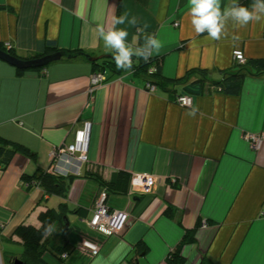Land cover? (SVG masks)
Returning <instances> with one entry per match:
<instances>
[{
    "label": "crops",
    "instance_id": "obj_1",
    "mask_svg": "<svg viewBox=\"0 0 264 264\" xmlns=\"http://www.w3.org/2000/svg\"><path fill=\"white\" fill-rule=\"evenodd\" d=\"M232 2L221 0V10ZM0 6V43L21 57L46 39L68 54L113 55L97 25L107 31L114 17L128 12L137 25L126 21L116 27L128 31L132 48L153 34L162 46L152 56L163 58L168 79L201 68L220 80L218 70L232 68L238 50L245 59L264 58V21L243 28L229 23L226 37L211 40L207 32H194L188 0H0ZM15 72L0 60V135L28 147L36 160L16 155L0 171V246L13 245H2L0 264L22 256L15 228L54 223L48 211L62 201L36 187L26 190L21 176L53 169L78 177L89 165L99 167L104 180L123 171L150 176L154 185L149 193H131L130 183L127 194L108 198V207L126 211L129 218L121 234L102 238L87 225L97 183L76 178L64 200L69 209L83 207L87 213L83 219L68 213L67 220L99 240L98 254L83 252L76 231L61 233L55 227L52 241L64 237L70 253L64 260L45 253L46 264H168L169 253L191 230L195 242L180 251L184 264H264V143L253 150L245 140L264 134V76L245 79L238 96L195 95L191 106L181 107L161 92H147L129 73L109 79L104 74L105 81L95 85L97 69L79 56L51 63L42 75ZM84 122L90 132L86 162L79 163L66 148ZM167 206L172 216L166 215Z\"/></svg>",
    "mask_w": 264,
    "mask_h": 264
},
{
    "label": "trees",
    "instance_id": "obj_2",
    "mask_svg": "<svg viewBox=\"0 0 264 264\" xmlns=\"http://www.w3.org/2000/svg\"><path fill=\"white\" fill-rule=\"evenodd\" d=\"M238 2L242 6L248 7L251 5L252 0H238ZM1 9H4V7L0 6V10ZM6 46L7 45L0 43V50L24 61L36 60L63 52L59 49L55 41L48 39L39 41L35 50L25 57L18 56L11 48H7ZM98 58V60L91 62V64L97 69V73L109 74L108 79L129 73L123 69H117L114 54ZM132 61L133 66L129 74L133 77L140 78L141 82L144 84V88L148 85L154 86L155 91L153 93L161 92L167 95L175 104L176 98L183 95L191 97L195 95L211 96L219 93L226 96H238L241 93L245 79L264 76V58L245 59L244 57L243 63L235 61V65L232 68L218 70L221 75L220 80L212 79L210 71L201 68H192L187 70L180 78L168 79L162 74L163 58L161 56H151L148 61L133 56ZM50 65L51 64H48L47 66L30 70L38 71L42 75ZM13 68L17 76H22L26 73V70ZM194 88H196V90H194ZM16 155H21L31 161L36 160L35 153L28 147L0 135V171H5ZM102 176L103 173L99 167L89 165L86 167V172L78 177L93 179L97 183L98 191H104L107 199L113 195L127 194L132 180L128 173L123 171L113 172L106 180H104ZM78 177L74 175L63 176L56 173L53 169H38L31 175L23 174L21 176V181L28 191L36 187L41 189L45 196L60 198L63 202L61 201L57 208H52L48 211V214L51 215L54 220L55 227L60 230L61 233L72 230L76 231L77 234H80L82 238L85 239L90 238V235H85V232H82L78 228L70 227L66 215L68 213H73L83 219L87 213L86 209L83 207L69 209L64 200L67 197L71 184ZM165 210V212H167L166 215H173V209L170 206H167ZM46 224H49V222L42 223L39 227L22 223L13 231V236L16 237L18 242L22 245L23 253L19 260L24 264H46L42 258L45 253H51L62 260H64L62 255H69L71 243L64 240V237L59 242H53L51 234L43 236L42 225ZM194 236L193 230L185 232L181 241L167 256L168 264H184V259L180 255V251L185 244H193L195 242ZM137 246L142 247V243H138ZM12 262L13 261H11L10 264Z\"/></svg>",
    "mask_w": 264,
    "mask_h": 264
},
{
    "label": "clouds",
    "instance_id": "obj_3",
    "mask_svg": "<svg viewBox=\"0 0 264 264\" xmlns=\"http://www.w3.org/2000/svg\"><path fill=\"white\" fill-rule=\"evenodd\" d=\"M189 11L187 13L190 18L191 26L197 35L207 32L208 38L219 41L228 35L229 23L238 25L243 28L250 23H259L264 21V0H252L250 6H242L238 0L224 7L221 10V0H188ZM129 13L124 12L119 17H114V24L108 30L105 26L97 25L99 37H102L104 47L114 52V60L117 69H123L126 72L131 71L133 66L132 57L148 61L154 52H158L161 48L160 42L153 34H145L144 44L137 48H132L127 42L128 31L124 28H117L116 25L135 26L138 20L135 16L129 20ZM148 26L145 24L140 29L144 31ZM238 39V37H233ZM43 236L52 234L55 231V224L49 223L42 225Z\"/></svg>",
    "mask_w": 264,
    "mask_h": 264
},
{
    "label": "built area",
    "instance_id": "obj_4",
    "mask_svg": "<svg viewBox=\"0 0 264 264\" xmlns=\"http://www.w3.org/2000/svg\"><path fill=\"white\" fill-rule=\"evenodd\" d=\"M177 24H174L176 26ZM7 48L10 46L7 45ZM233 57L236 62L243 63L244 56L241 51L233 52ZM105 76L103 73H96L93 76V84H98L104 80ZM147 91L153 93L155 91L154 86H147ZM176 104L181 107L191 106V96L183 95L176 98ZM90 123L84 122L81 129L77 130L74 135L72 144L67 146V154H77L78 158L86 159V150L89 138ZM246 142L250 145L253 150H259L264 143V134L259 135H246ZM131 193H149L151 192L154 180L152 177L147 175H135L131 177ZM135 191V192H133ZM106 195L103 193L102 197H97L91 218L88 220L87 225L92 232L100 235L102 238H109L114 235L121 234L126 227L128 222L129 214L124 210H118L108 207L104 201ZM80 248L83 249L85 254H89L94 257L99 251V240L85 238L81 240ZM67 256L62 255L65 259Z\"/></svg>",
    "mask_w": 264,
    "mask_h": 264
},
{
    "label": "water",
    "instance_id": "obj_5",
    "mask_svg": "<svg viewBox=\"0 0 264 264\" xmlns=\"http://www.w3.org/2000/svg\"><path fill=\"white\" fill-rule=\"evenodd\" d=\"M78 56L84 58L85 60H87L89 62H93V61L99 59L98 57L92 58L87 54L79 53V52L73 53V54H68L66 52H59V53H56V54H53L50 56H45V57L40 58V59L24 61V60L15 58L13 56H10L9 54L0 50V60H2L3 62H6L7 64H9L15 68H19V69H23V70L41 68V67L47 66L48 64H51L53 62L59 61L62 58L74 59ZM13 264H24V263L20 260H15Z\"/></svg>",
    "mask_w": 264,
    "mask_h": 264
},
{
    "label": "rangeland",
    "instance_id": "obj_6",
    "mask_svg": "<svg viewBox=\"0 0 264 264\" xmlns=\"http://www.w3.org/2000/svg\"><path fill=\"white\" fill-rule=\"evenodd\" d=\"M105 81V78H104V80L102 81V82H104ZM148 86H152V85H148ZM146 91H147V88H144ZM148 92V91H147ZM89 132H90V128H89ZM87 147H88V145H87ZM86 152H87V150H86ZM59 155H58V159L59 158H61L62 156H63V154H66V153H64V152H62V154L61 153H58ZM64 157V156H63ZM86 157V156H85ZM65 158H66V160L67 161H69L70 159H72V158H69V156H65ZM57 160V159H56ZM75 161H78L79 163L81 162V163H83V162H86V159L85 158H82V156L81 157H79L77 160H74V162ZM105 194L106 195V193L104 192V191H98L97 193H96V196L99 198V197H102V194ZM145 194V193H144ZM96 197V198H97ZM106 198V197H105ZM108 199L106 198V200L104 201V203H106V201H107ZM94 202H96V199H95V201ZM262 215L264 216V207H263V210H262ZM7 243L8 242H6V241H3V242H1V246H0V251H1V254H2V257H3V249H2V245L3 246H5V247H13V245L11 244V243H8L9 245H7ZM15 247V246H14ZM1 254H0V257H1ZM43 258V257H42ZM15 260H19V259H14L13 260V262L11 263V264H13L14 263V261Z\"/></svg>",
    "mask_w": 264,
    "mask_h": 264
}]
</instances>
